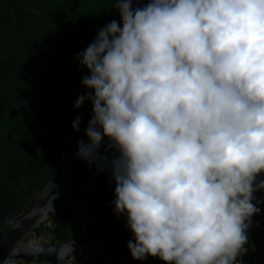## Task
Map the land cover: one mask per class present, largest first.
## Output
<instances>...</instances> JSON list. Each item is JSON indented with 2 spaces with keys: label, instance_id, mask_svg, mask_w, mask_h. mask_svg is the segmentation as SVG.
<instances>
[{
  "label": "clouds",
  "instance_id": "obj_1",
  "mask_svg": "<svg viewBox=\"0 0 264 264\" xmlns=\"http://www.w3.org/2000/svg\"><path fill=\"white\" fill-rule=\"evenodd\" d=\"M112 6L121 24L76 57L74 108L92 105L77 157L110 173L134 261L242 264L264 203V0Z\"/></svg>",
  "mask_w": 264,
  "mask_h": 264
},
{
  "label": "trees",
  "instance_id": "obj_2",
  "mask_svg": "<svg viewBox=\"0 0 264 264\" xmlns=\"http://www.w3.org/2000/svg\"><path fill=\"white\" fill-rule=\"evenodd\" d=\"M116 2L0 0V226L22 213L65 157L57 141L41 136L55 121L61 124L64 139L74 133L79 96L75 89L89 75L76 57L106 24L113 20L121 24L112 6ZM93 171L92 183H100L105 192L88 199L84 210L92 216L88 234L104 251L86 264H164L154 257L132 259L126 217L113 211L114 182L109 172ZM254 195L260 199L264 194ZM260 207L249 230L254 251L243 264H264V203ZM73 213V205L67 204L61 222L51 230L58 241L69 238Z\"/></svg>",
  "mask_w": 264,
  "mask_h": 264
},
{
  "label": "water",
  "instance_id": "obj_3",
  "mask_svg": "<svg viewBox=\"0 0 264 264\" xmlns=\"http://www.w3.org/2000/svg\"><path fill=\"white\" fill-rule=\"evenodd\" d=\"M133 2L143 7L150 0H139V4L137 0ZM75 91L79 96L88 94V90L82 86H78ZM91 116L92 105L86 100L77 110L79 130L69 139L63 138L58 121L50 123L41 136L44 141H57L66 155L53 176L30 197L22 213L0 226V264H86L94 255H102L104 247L88 234L87 228L92 222V216L84 210V206L88 199L105 190L100 183H92L95 165L89 166L77 157L78 142H88L85 129ZM49 204L52 211L47 214L46 205ZM67 204L74 207L71 219L73 227L68 239L58 241L45 228L49 226L50 230L55 229L61 222ZM16 225L19 227H15ZM19 241L24 245L34 241L39 246V251L25 250L18 246Z\"/></svg>",
  "mask_w": 264,
  "mask_h": 264
},
{
  "label": "built area",
  "instance_id": "obj_4",
  "mask_svg": "<svg viewBox=\"0 0 264 264\" xmlns=\"http://www.w3.org/2000/svg\"><path fill=\"white\" fill-rule=\"evenodd\" d=\"M249 245L251 246L250 248H249ZM249 245H246V248H248L249 250L246 252V254L244 256L240 257L242 264L245 261L246 257H248L249 255H251L253 253V250H252L253 247L250 243H249ZM254 260L255 261L257 260V256L254 257Z\"/></svg>",
  "mask_w": 264,
  "mask_h": 264
},
{
  "label": "rangeland",
  "instance_id": "obj_5",
  "mask_svg": "<svg viewBox=\"0 0 264 264\" xmlns=\"http://www.w3.org/2000/svg\"><path fill=\"white\" fill-rule=\"evenodd\" d=\"M45 229H46V232L52 233V231L50 230L51 228L49 226H47V228H45ZM152 260H153V258H152Z\"/></svg>",
  "mask_w": 264,
  "mask_h": 264
}]
</instances>
